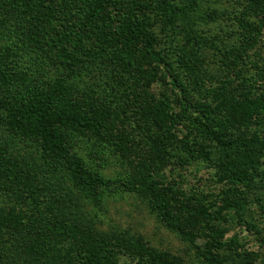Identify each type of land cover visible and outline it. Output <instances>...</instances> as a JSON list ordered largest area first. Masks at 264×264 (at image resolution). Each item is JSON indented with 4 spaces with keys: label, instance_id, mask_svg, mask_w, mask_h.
<instances>
[{
    "label": "trees",
    "instance_id": "16d2710c",
    "mask_svg": "<svg viewBox=\"0 0 264 264\" xmlns=\"http://www.w3.org/2000/svg\"><path fill=\"white\" fill-rule=\"evenodd\" d=\"M236 1L231 13L190 21L182 0H0V264H181L84 215L118 186L205 264H264V168L224 142L227 129L264 120V0ZM223 19L234 43L192 25ZM156 27L170 37L167 52ZM152 63L163 74L157 93ZM199 116L217 129L202 140L223 152L226 189L213 209L178 199L161 175L173 153L180 164L199 153L182 133L202 126ZM106 148L124 169L115 182L94 168ZM216 222L245 236L222 242ZM205 225L212 239L199 244Z\"/></svg>",
    "mask_w": 264,
    "mask_h": 264
},
{
    "label": "rangeland",
    "instance_id": "374dc122",
    "mask_svg": "<svg viewBox=\"0 0 264 264\" xmlns=\"http://www.w3.org/2000/svg\"><path fill=\"white\" fill-rule=\"evenodd\" d=\"M180 4L185 10L186 15L190 21L197 15V12H204L207 14L214 9L220 16L228 14L235 9L242 7V3L236 0H182ZM201 9V10H200ZM203 14V13H202ZM197 30V33L202 36L210 38L211 36H222L226 39L227 35L230 37V43H234L237 35L235 36L230 31H235L236 27L229 22L219 20L217 23H211L207 26H198L192 24ZM231 25V26H230ZM181 27V25H178ZM156 35L161 38V42L158 48L167 52L168 43L170 37L162 35L159 27H156ZM228 33V34H226ZM224 35V36H223ZM213 39V38H212ZM229 41V38H227ZM212 53V52H211ZM169 58L173 54L168 55ZM211 58V57H210ZM151 70L154 73V82L152 83V92L157 93L162 89V77L163 74L153 63L151 64ZM213 75L221 77V74L216 70L213 71ZM177 116L174 117V119ZM205 117V118H204ZM199 116L201 122L200 127L192 128L189 133L182 130V133L187 134V140L197 145L199 153H195L193 157L183 156L181 164L179 163L178 156L172 154L171 162L167 165L161 175L171 180L173 187L171 188L178 199L188 201L194 206L201 205L206 206L208 209H213L211 205L214 202L219 201L221 192L226 189L225 185H222L218 181L219 169L217 168L218 162L223 154L217 144L212 146L204 142L203 137L210 136L216 133L217 129L212 127L211 123L207 121V117ZM202 119V120H201ZM219 122V120H217ZM223 124V123H222ZM221 124V125H222ZM246 126H239L237 130H229L224 134L227 139L225 143L233 142L237 148H246L249 156L264 168V120H253L249 123H245ZM180 132L177 133V137L180 138ZM193 135V136H191ZM193 137V138H192ZM240 138V139H239ZM214 147V148H213ZM101 150V149H100ZM79 155L90 164L86 158L85 150L79 148ZM103 158L99 162L95 160V170H97L105 179L118 180L124 178V169L120 167L116 155L109 149H103ZM243 153V152H242ZM175 156V157H174ZM102 165V166H101ZM165 180V179H164ZM166 182V181H165ZM120 192L114 196H105L102 198L100 207H93L92 205L83 206L82 210L86 217L90 214L94 216V222L96 229L108 232L111 229L124 230L130 233V235L142 237L151 247L158 251L167 252L172 256H175L181 260V264H205L198 252L186 241L182 240L174 231L167 229L155 215V213L148 207L146 201L136 193L125 192L120 186H118ZM66 192V191H65ZM83 203V201H81ZM87 213V214H86ZM217 233H213L214 238L221 239L222 242L230 240L235 233H239L237 226L222 224L216 222L214 224ZM240 236H245L244 233H239ZM212 234L210 228H205L199 234L198 243L201 244L204 241H210ZM246 243L248 247L256 248V243L253 237H246Z\"/></svg>",
    "mask_w": 264,
    "mask_h": 264
}]
</instances>
